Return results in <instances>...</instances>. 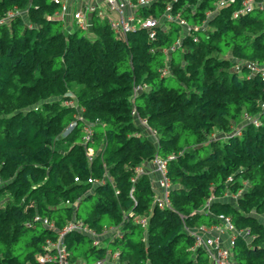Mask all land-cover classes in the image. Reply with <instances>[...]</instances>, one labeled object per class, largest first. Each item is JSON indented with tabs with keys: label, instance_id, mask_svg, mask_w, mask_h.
I'll return each mask as SVG.
<instances>
[{
	"label": "trees",
	"instance_id": "16d2710c",
	"mask_svg": "<svg viewBox=\"0 0 264 264\" xmlns=\"http://www.w3.org/2000/svg\"><path fill=\"white\" fill-rule=\"evenodd\" d=\"M129 1L137 19L159 20L154 38L141 26L121 36L98 9L87 33L53 0H0V264H55L39 256L73 219L101 234L94 244L67 232L73 262L215 264L191 230L219 226L226 245L221 215L235 227L233 263L264 264V80L248 66L264 64V9ZM156 156L167 159L164 207L137 171Z\"/></svg>",
	"mask_w": 264,
	"mask_h": 264
},
{
	"label": "built area",
	"instance_id": "2783aa9c",
	"mask_svg": "<svg viewBox=\"0 0 264 264\" xmlns=\"http://www.w3.org/2000/svg\"><path fill=\"white\" fill-rule=\"evenodd\" d=\"M55 3L60 5V10L57 12V16L64 20L65 23L69 24L71 21L76 22L78 27L82 29L89 30L92 26L91 20H90V14L92 11H95L98 9V13L101 16H107L105 12H103L101 6L97 3H91V0H84L83 5L80 7V1L81 0H53ZM107 4L108 12H114L117 14V18H113L110 16H107L108 21L113 29L120 34L123 37H126V34L129 31H132L139 26L147 28L149 30V37L154 38L156 31L155 27L158 25L159 20L154 17H147L144 19H137L135 15V7L129 0H104ZM235 0H220L219 6H226L229 3L234 2ZM141 4L148 3L149 0H139ZM78 4V8H76V5ZM130 8L132 11L130 13H127V9ZM255 8H263L264 9V0H243L242 7L238 10H236L233 13V17H238L242 14L248 13L252 11ZM171 7H167V14L166 17L170 20H173L174 18L170 14ZM13 15V12L9 13V16ZM180 25L184 26L187 31H190V26L185 21V19H182L180 17L175 18ZM3 20H0V23H2ZM196 40V38H195ZM250 72L253 74L259 73L262 79L264 80V64H257V63H248ZM236 69H239V66L236 67ZM145 86L143 85H137L134 88L135 93H138L141 91ZM261 106L264 110V103H261ZM134 114L136 115L135 109L132 110ZM249 119L251 117H248ZM137 121L140 123L141 126L146 127L147 131L149 130L152 134L153 132L149 129V126L147 124L146 119H142L137 116ZM255 124H258V121L254 120ZM74 126L72 123L69 127L71 129ZM87 130V136L86 139L88 140L90 138L91 129L90 127L85 128ZM94 154V150L92 148H89L87 150V155L89 159H92ZM173 156H169L168 158H172ZM154 165V171L157 173L156 178V201L160 207L167 206L169 203V189H170V180L167 176V159H163L159 156H156L152 161ZM137 171L139 173L145 172V168L143 165L137 167ZM75 180H79L78 177L75 178ZM135 178H132V181H134ZM101 182L103 183L105 181L104 178L101 180L97 179H91L89 178V182ZM221 219L224 220L225 226L224 228L226 230H229L232 232L230 237L227 239V244L224 245L222 233L223 229L219 226H212L209 227H198L196 229H192V234L195 235L196 238V244L197 245H203L206 247L214 256V263L215 264H234L231 259V253H230V246L234 244L235 241V227L230 222L229 218L220 216ZM34 221L42 222L49 227H54L53 222L49 220L48 217L41 216L40 214H36L34 216ZM136 222L139 223L142 226H146L147 224V218L145 216L139 217L136 219ZM70 231H83L85 233H88L93 237L94 244H99L101 241L100 237L101 234L97 233L95 230H93L90 227H87L83 221L73 219L69 221L66 226L59 231V237L56 241L48 240L47 245L45 248L47 249L45 254H41L39 256L40 262L46 263V262H54L55 264H85L83 261H77L73 262L71 260V257L69 256V252L67 251V248L63 242L64 235L67 232ZM117 231V234H119V231L117 227H104V231L102 235H111ZM50 253V251H52ZM119 253L116 252L113 254L114 258H118ZM105 260H99L97 264H104ZM116 264H119L117 262Z\"/></svg>",
	"mask_w": 264,
	"mask_h": 264
},
{
	"label": "rangeland",
	"instance_id": "374dc122",
	"mask_svg": "<svg viewBox=\"0 0 264 264\" xmlns=\"http://www.w3.org/2000/svg\"><path fill=\"white\" fill-rule=\"evenodd\" d=\"M90 2L93 3V4L94 3L99 4L101 6L103 12H105L107 16H110V17H113V18H117V14L116 13H114V12H108L107 4H106V2L104 0H91ZM83 3H84V0H81L79 6L81 7L83 5ZM76 8H78V4L76 5ZM70 25H71V27H74V26L76 27L74 21H71L70 22ZM86 32L89 33V30H87ZM144 129H146V127H144ZM151 138H152V136H151ZM155 188H156V185H155Z\"/></svg>",
	"mask_w": 264,
	"mask_h": 264
},
{
	"label": "crops",
	"instance_id": "0c3cea01",
	"mask_svg": "<svg viewBox=\"0 0 264 264\" xmlns=\"http://www.w3.org/2000/svg\"><path fill=\"white\" fill-rule=\"evenodd\" d=\"M132 10L130 8L127 9V13H130ZM145 171L149 173V175L152 177L156 187H157V183H156V178H157V173H155L154 171V165L152 162H145L143 164ZM158 188V187H157Z\"/></svg>",
	"mask_w": 264,
	"mask_h": 264
}]
</instances>
